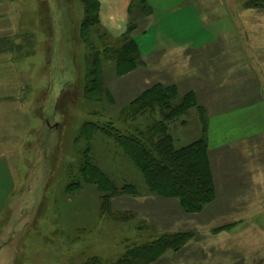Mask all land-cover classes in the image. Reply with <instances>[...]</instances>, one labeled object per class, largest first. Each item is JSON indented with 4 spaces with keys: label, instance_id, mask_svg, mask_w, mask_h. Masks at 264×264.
<instances>
[{
    "label": "rangeland",
    "instance_id": "374dc122",
    "mask_svg": "<svg viewBox=\"0 0 264 264\" xmlns=\"http://www.w3.org/2000/svg\"><path fill=\"white\" fill-rule=\"evenodd\" d=\"M208 1L209 31L222 29L213 46L227 67L187 81L161 47L152 58L140 50L157 29L147 0H0V51L16 64L0 78V144L18 180L1 217L0 264H118L179 235L183 243L138 264H264V5L244 10L243 0H228L238 43L216 25L220 0ZM175 23L183 37V19ZM129 43L134 67L116 54ZM200 77L205 89L193 85ZM154 91L176 98L131 116ZM154 125L176 150L207 141L215 195L200 212L151 189L112 136ZM212 129L227 142L218 155Z\"/></svg>",
    "mask_w": 264,
    "mask_h": 264
},
{
    "label": "trees",
    "instance_id": "16d2710c",
    "mask_svg": "<svg viewBox=\"0 0 264 264\" xmlns=\"http://www.w3.org/2000/svg\"><path fill=\"white\" fill-rule=\"evenodd\" d=\"M264 5V0H243V8ZM93 18L91 19V21ZM120 63L126 67L133 66L137 60L131 43L116 51ZM176 98L174 93L154 91L145 95L142 101L133 106L129 114L136 117L140 112L158 106L169 108L171 100ZM92 130H99L92 126ZM119 145L130 155L134 163L145 175L151 189L167 199L178 200L187 213H198L212 201L215 195V185L207 152V141H201L189 148L176 150L170 138L164 135L161 125L152 126L139 136H123L112 132ZM108 135V134H107ZM187 238L179 235L177 238L165 237L160 241L136 249L118 264H138L154 259L162 249L176 247ZM86 264H101L98 260Z\"/></svg>",
    "mask_w": 264,
    "mask_h": 264
},
{
    "label": "crops",
    "instance_id": "0c3cea01",
    "mask_svg": "<svg viewBox=\"0 0 264 264\" xmlns=\"http://www.w3.org/2000/svg\"><path fill=\"white\" fill-rule=\"evenodd\" d=\"M147 2L153 9L157 19L155 21L157 29H155L156 33L152 37L148 35L149 37L146 36L145 39H140L138 45L144 57H155L157 47H161L159 48L161 51L160 57L168 58V65L176 67L175 72H183L187 75V79L193 75L218 74L225 71L224 67H227V62L223 60L224 56L219 55V52L213 46L218 41L220 36L218 33L222 29L217 28L212 33L209 31L208 6L210 2L208 0H147ZM220 2L224 7V18L216 25H225L226 30L230 32L228 35L230 39L239 43L241 33L239 23L235 22L234 13L231 12L233 11L232 4L228 0H220ZM213 3L217 4L216 0H213ZM0 9L2 8L0 7ZM203 9L205 10L203 11ZM177 18L183 19V24L180 26V28L183 27V37L178 32L179 24L176 25L175 23ZM216 25L214 24V26ZM165 26L169 27L168 32L162 30ZM235 26H237V34L235 33ZM148 41L161 43L160 46H154L153 49H150L149 45L145 44ZM224 41H227V39H224ZM164 43H166V47ZM180 43H183V45ZM209 44L211 45L209 46ZM12 54L15 57L11 51H0V78L7 73L5 70L10 71L15 64V59L11 58ZM193 82L196 88L205 89L204 87H206L203 77H200L198 81L193 79ZM211 131L210 154L214 153L215 155L216 153L218 155L227 142H224V145L218 144L217 130L212 129ZM10 152L8 147L0 144V222L7 204L14 198L18 187L17 174L11 164ZM6 246L7 243L1 245V250H4Z\"/></svg>",
    "mask_w": 264,
    "mask_h": 264
}]
</instances>
